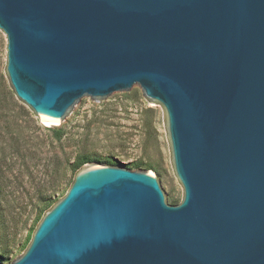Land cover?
Masks as SVG:
<instances>
[{"label":"water","instance_id":"95a60500","mask_svg":"<svg viewBox=\"0 0 264 264\" xmlns=\"http://www.w3.org/2000/svg\"><path fill=\"white\" fill-rule=\"evenodd\" d=\"M0 29L40 117L139 89L163 106L184 188L173 204L149 171L81 168L0 264H264V0H0Z\"/></svg>","mask_w":264,"mask_h":264},{"label":"rangeland","instance_id":"374dc122","mask_svg":"<svg viewBox=\"0 0 264 264\" xmlns=\"http://www.w3.org/2000/svg\"><path fill=\"white\" fill-rule=\"evenodd\" d=\"M7 43V36L0 29V169L8 178L10 166L14 167L11 172H18V163L14 162L20 161V155L10 149L13 137L18 135L24 140L21 154L27 163V167L21 166L22 184L17 185L12 179L4 181L0 201V254L9 263L26 251L30 243L27 239L38 226L35 189L53 174L50 156L57 154L63 161L65 176L56 194L59 199L67 193L76 175L70 163L78 154L88 153L102 159L111 157L115 163L121 162L133 170L128 164L143 161L150 168L141 169L157 176L173 197V204L182 201L184 188L175 171L163 106L145 97L139 89L113 102L88 99L65 123L48 125L16 95L6 69ZM46 127H62V140H52ZM98 164L106 162L92 160L82 168Z\"/></svg>","mask_w":264,"mask_h":264},{"label":"trees","instance_id":"16d2710c","mask_svg":"<svg viewBox=\"0 0 264 264\" xmlns=\"http://www.w3.org/2000/svg\"><path fill=\"white\" fill-rule=\"evenodd\" d=\"M45 129L51 132L52 140L61 141L65 134L64 129L62 127H46ZM13 138H14L13 143L11 144L10 149L13 150V152L17 153L18 156L20 155L19 156L20 161L16 160L14 162V164L18 163V172L16 174L11 172L14 170L13 169L14 167L10 166L8 169L10 170L11 176H9L8 178V175H5L6 172L0 169L1 171L0 172V201L4 195V191H3L4 181L11 182V179H12L17 185L22 184V182L24 181V176L22 173L23 169H21V166L24 167V165H26L27 167V163L25 161L24 155L21 154V150H22L21 147L22 145H24L23 137L21 135H18V136H14ZM49 143L52 144L53 141L50 140ZM10 154H12V151L10 152ZM4 158H6V156ZM4 158L2 157L1 160H4ZM48 159H49V163L51 161L53 164V169H52L53 174H49L48 177L44 178L39 183L38 187L35 189V196L37 198V203H35L34 207L37 209V212H38L37 216L35 217V222H39L41 220V218L43 217V212L46 208H48L49 206H53V204H55L59 200V198L56 197V194L59 191V187L65 176L64 175L65 172L63 171L64 169L62 168V165H63L62 159L57 154L50 156ZM92 160L106 162V164H110V165H118L117 163H115L114 159H112L111 157L102 159L101 157H98L96 155H91L88 153H80L75 157L74 161L70 163V168L72 169L74 173L75 172L77 173V171L81 169L83 165H85L86 163ZM128 165L129 167H132L135 169L150 168L143 161H137V162H134ZM31 238H32V235L28 237L27 242H30ZM2 257L3 255L0 254V259H2Z\"/></svg>","mask_w":264,"mask_h":264},{"label":"bare ground","instance_id":"6f19581e","mask_svg":"<svg viewBox=\"0 0 264 264\" xmlns=\"http://www.w3.org/2000/svg\"><path fill=\"white\" fill-rule=\"evenodd\" d=\"M42 117V116H41ZM43 119L44 123L48 124V125H51V124H59L60 122H57V121H53V120H49V119H45V118H41Z\"/></svg>","mask_w":264,"mask_h":264}]
</instances>
